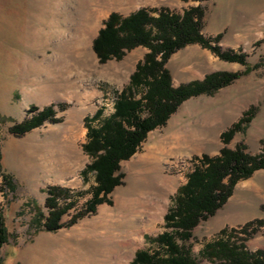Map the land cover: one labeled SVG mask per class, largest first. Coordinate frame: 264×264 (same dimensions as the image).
Masks as SVG:
<instances>
[{
  "label": "rangeland",
  "instance_id": "rangeland-1",
  "mask_svg": "<svg viewBox=\"0 0 264 264\" xmlns=\"http://www.w3.org/2000/svg\"><path fill=\"white\" fill-rule=\"evenodd\" d=\"M198 6L205 11V37L223 52L244 55L253 69L247 72L246 65L221 60L200 45L173 54L167 68L174 87L218 72L241 76L213 95L183 102L120 163L122 184L109 202L73 223L86 212L96 186L93 173L83 175L92 162L83 149L86 120L100 110L103 118L114 112L117 97L149 52L138 47L122 60L102 64L94 40L113 13L166 9L183 14ZM48 107L56 122L16 134ZM248 112L250 123L226 146L223 135ZM240 144L250 155L264 154V0H0V213L10 234L2 250L5 264H131L138 250H154L146 237L165 231L173 197L203 156L216 157L222 148ZM142 166L149 170L143 176ZM2 173L13 178L12 186L3 185ZM52 187L68 190L67 203L73 205L61 220L63 227L49 232L34 220L39 214L49 217ZM252 221L262 226L247 248L264 250V169L240 181L216 215L180 244L200 264H210L200 256L204 246L219 239L222 230Z\"/></svg>",
  "mask_w": 264,
  "mask_h": 264
},
{
  "label": "trees",
  "instance_id": "trees-1",
  "mask_svg": "<svg viewBox=\"0 0 264 264\" xmlns=\"http://www.w3.org/2000/svg\"><path fill=\"white\" fill-rule=\"evenodd\" d=\"M206 1V0H198ZM205 11L201 6L176 14L166 9L151 11L140 9L129 16L113 13L106 20L93 42V50L100 63L122 60L125 55L138 48L149 50L138 63L130 77L129 85L117 97L114 112L103 118V110L86 120L87 143L83 149L92 162L83 171L84 176L95 175L94 198L87 203L85 213L74 217L73 223L85 214H94L96 207L109 202L108 196L122 184L120 163L130 159L139 149L147 134L164 126L172 114L186 100L200 95H213L219 89L237 80L239 73L218 72L202 81L174 87L167 63L176 52L190 45H200L218 58L228 62L246 64L245 56L223 52L220 46L208 40L204 33ZM140 95V97H138ZM52 107L45 108L29 122L17 128L16 134H25L46 121L56 122ZM252 112L224 134L227 146L235 133L247 126ZM99 121L100 126L93 123ZM246 146L236 149L224 147L216 157L203 156L200 165L189 174L172 199L164 217L165 231L146 240L155 246L154 250L140 249L131 264H200L190 250L181 245L193 238V231L205 221L214 217L233 195L235 186L264 169V154L250 155ZM0 172H2L0 164ZM3 185L12 186L13 178L2 173ZM46 219L39 214L34 222L49 232L63 227L62 218L72 207L67 203L69 191L52 187L48 190ZM61 198L65 204H61ZM40 213V211H39ZM45 220V222H43ZM249 222L240 229H224L220 238L207 243L200 252L201 258L210 264H264V250L251 252L247 242L262 226L261 221ZM10 234L5 217L0 213V264H5L3 248L8 244Z\"/></svg>",
  "mask_w": 264,
  "mask_h": 264
},
{
  "label": "bare ground",
  "instance_id": "bare-ground-1",
  "mask_svg": "<svg viewBox=\"0 0 264 264\" xmlns=\"http://www.w3.org/2000/svg\"><path fill=\"white\" fill-rule=\"evenodd\" d=\"M150 157H151V156H150ZM143 162H144V163H148V160H147V159H143ZM145 170H146V168H145L144 166H142V168H141V169L139 170V172H138L139 175H142V176H143V173H142V172L145 171ZM148 171H149V170L147 169V170L144 172V174L146 175V174L148 173Z\"/></svg>",
  "mask_w": 264,
  "mask_h": 264
}]
</instances>
